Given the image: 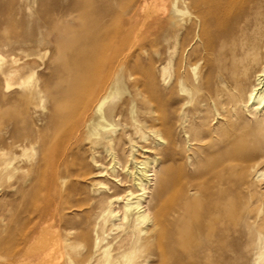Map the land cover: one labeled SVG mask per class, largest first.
Listing matches in <instances>:
<instances>
[{
	"label": "bare ground",
	"instance_id": "obj_1",
	"mask_svg": "<svg viewBox=\"0 0 264 264\" xmlns=\"http://www.w3.org/2000/svg\"><path fill=\"white\" fill-rule=\"evenodd\" d=\"M0 8L9 25L21 14L29 29L14 39L30 44L0 50V222L14 224L16 247L8 252L0 238L10 258L0 264H52L59 238L62 264H264V188L250 181L264 144L210 142L264 118V0H38L30 14L27 1L0 0ZM68 17L77 26L62 39L69 63L38 83L39 18L64 32ZM152 27L157 77L138 61ZM253 176L260 183L264 174ZM18 205L27 217L17 222L7 215Z\"/></svg>",
	"mask_w": 264,
	"mask_h": 264
},
{
	"label": "rangeland",
	"instance_id": "obj_2",
	"mask_svg": "<svg viewBox=\"0 0 264 264\" xmlns=\"http://www.w3.org/2000/svg\"><path fill=\"white\" fill-rule=\"evenodd\" d=\"M3 1L14 5L15 3L20 2L21 0H3ZM24 1H27L30 3L31 9L26 13V14H30L32 12V9L36 8V3L38 2V0H24ZM6 17H7V15H5V12L2 11L0 8V50L10 49V48H14L15 50H18L19 48H23V49L27 48V46L30 44H28V43L22 44V43L17 42L14 39L15 35H20L22 32H25L29 29L27 27L22 28V26H20V24H18V20L21 17V14L15 10L14 14L11 16V19L13 22L11 25H9L8 22L6 21ZM67 19H68V24H69L70 28H67L66 30H64V32H66V33H64V32H62L60 25H57L53 28H47V27L44 28V26L42 25V20H41V18H39V21H38L39 27L35 31V37L42 42V45H39V47H38V49L40 51L39 54L41 56V59L36 60V65H37L36 76L40 79V80H38V83H40V81L43 78L48 76L54 70V68L57 64L69 63V55H67L68 54V46L62 43V39H63V37L66 40H67V38L71 39V36L75 37V35H77V34H75L73 31L77 30V26L75 23H73L71 21V19L69 17ZM154 32H155L154 27L147 30L146 41L144 44V45H146L147 50H146V52L144 51V53H142L140 55V57L138 58V61L142 64V66L145 69L150 68V70L153 71V74H155V76L157 77L158 76V57L154 54L155 48H154V46H153L154 44L152 42ZM132 43L133 42L131 40L130 43H128V44L130 45ZM75 46H76V44H75ZM116 47L117 48L120 47V48L125 49L124 46H118L117 44H114L113 49H115ZM188 51H189V48H187L183 54L184 57L182 60V62H183L182 65H184L187 62L186 56H187ZM42 52H44L46 55L45 54L42 55ZM198 57H200V56H198ZM165 58L168 60V55H166ZM197 58L193 57L192 63L196 62L195 64L198 67L197 78L202 82L203 75H204L203 63H202V60L200 58H198L199 60H196ZM16 91H17L16 89L12 88L10 91L7 92V94H10V93L16 92ZM258 116L261 117L262 116L261 113H259ZM246 117H249V116L246 114ZM217 120L218 119H214L212 121V124H216ZM259 121L263 122L264 118L262 120H259ZM261 122H257V124L255 123L254 125H250L246 120L245 123L238 126L239 131L236 130L237 131L236 135L231 136L229 138V141H226L225 143H223L222 139H220V140H212L210 142L213 146H215V145L220 146V145L225 144L226 148H228L231 145L230 142H232V141L239 142V144L242 145V147L245 146V147L254 148V146H257V147H259L260 145L262 146L264 144V130H262V128L260 127ZM86 149H87V147L85 145H81L80 148L78 149V155L80 154L81 156H83L85 158V160H88V152L86 151ZM27 150L31 151V152H28ZM27 150L24 151L25 156L30 155V153L33 152L31 149L29 150V148ZM227 151H229V150H227ZM260 154H261V152H258L257 154H255L253 159H252V162H251L250 181L252 182V189L253 190L256 187L264 188V177L262 178L260 183H257L255 181V179L253 178L255 171H257V173H259V174H264V159L261 158V156H259ZM30 172L31 171L28 169L20 170L19 172H17L15 174V177L19 178L22 176H26L28 173L30 174ZM86 182H85V180H81L79 185L82 187H86V185H85ZM39 190L41 191V193H38V196L40 199L35 198L34 204L36 206H43L44 201L42 202V200H44L45 190L44 189L41 190V188ZM38 191H36V193ZM38 196H37V194H35V197H38ZM4 199L5 198H1L0 202H3ZM6 200H8V199H6ZM35 202H37V203H35ZM15 210H13V212L12 211L9 212V214L7 216H10L11 214H13L12 218H14L15 220L19 219V221L22 218L25 219L27 217V214L23 211L24 209L21 208V206L16 207ZM18 212H20V213H18ZM68 217L73 219L75 222H77L79 220V217L75 218V216H72L71 214H68ZM17 222H18V220H17ZM13 234H15V226L13 223L9 224L6 222H0V238L2 240H7V245L10 246L9 248H7L8 252L16 249L14 241H13V236H12ZM9 238H12V240L10 241ZM15 238H16V236H15ZM15 238H14V240H15ZM17 242L19 243L18 239H17ZM55 243L58 245H55L54 247L56 249H59V250H56L55 248H53V251H54L53 256L55 258V261L52 262V264H54V263L55 264H57V263L62 264L63 260L65 259V256H64L65 251H64V247H63L64 246L63 241L61 238H59L58 241H56ZM6 252H7L6 250H3V249L0 250V257H1L0 259L4 260V261L6 259H8V261H9L10 258L6 254ZM23 254H25V253L23 252ZM57 254H59V256ZM77 260H78V258H77ZM18 264H24V263L20 262Z\"/></svg>",
	"mask_w": 264,
	"mask_h": 264
}]
</instances>
